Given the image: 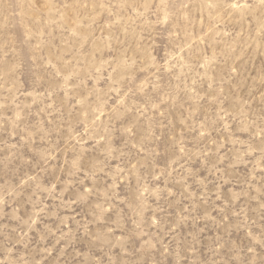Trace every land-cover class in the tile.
Wrapping results in <instances>:
<instances>
[{"label":"rangeland","instance_id":"374dc122","mask_svg":"<svg viewBox=\"0 0 264 264\" xmlns=\"http://www.w3.org/2000/svg\"><path fill=\"white\" fill-rule=\"evenodd\" d=\"M0 264H264V0H0Z\"/></svg>","mask_w":264,"mask_h":264}]
</instances>
